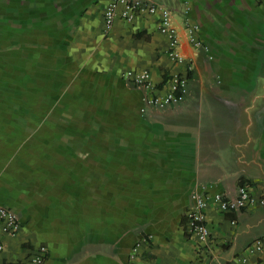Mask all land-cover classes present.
Here are the masks:
<instances>
[{
  "label": "crops",
  "instance_id": "obj_1",
  "mask_svg": "<svg viewBox=\"0 0 264 264\" xmlns=\"http://www.w3.org/2000/svg\"><path fill=\"white\" fill-rule=\"evenodd\" d=\"M108 1L0 0L34 62L33 98L0 100V206L21 222L13 238L0 229V264L39 246L43 264H264V249L248 251L264 205L221 213L213 201L242 184L264 199V0H147L171 11L190 73L167 58L158 15L117 17L104 33ZM143 70L147 88L123 78ZM175 73L184 99L142 112ZM195 195L204 243L186 231ZM146 236L147 261L131 259Z\"/></svg>",
  "mask_w": 264,
  "mask_h": 264
},
{
  "label": "built area",
  "instance_id": "obj_2",
  "mask_svg": "<svg viewBox=\"0 0 264 264\" xmlns=\"http://www.w3.org/2000/svg\"><path fill=\"white\" fill-rule=\"evenodd\" d=\"M189 1V0H184ZM141 13L154 16L158 15V30L164 34L168 41L166 51L167 58L175 65L184 66L186 73L192 71V63L185 59L179 51L180 37L178 29L175 27L172 13L165 7L147 0H109L103 13L104 33H108L115 21L121 18L130 22ZM188 42L199 47L200 41L196 37L199 27L195 24L185 25ZM123 78L129 81L133 86L138 88H147L150 85V74L148 71H127L123 74ZM159 94V90L155 89L144 98V106L142 112L148 108L164 110L170 106L179 104L187 93V77L182 74H172L168 80L166 90ZM194 206L189 209L186 214V231L195 237L199 243H204L209 239L210 231L205 219V198L202 196H193ZM214 203L221 213H234L256 207L258 204L264 205V199L257 200L249 191L246 184L240 185L237 194L233 198H225L221 195L213 196ZM21 222L17 215L5 207L0 206V229L4 236L13 238L18 233ZM150 237L146 236L140 239L132 248L130 258L135 257L147 261L142 254L144 248L148 247ZM4 249L0 243V252ZM264 249V237L254 239L249 247L250 253H259ZM48 257V251L45 246H39L33 250L24 264H43Z\"/></svg>",
  "mask_w": 264,
  "mask_h": 264
},
{
  "label": "rangeland",
  "instance_id": "obj_3",
  "mask_svg": "<svg viewBox=\"0 0 264 264\" xmlns=\"http://www.w3.org/2000/svg\"><path fill=\"white\" fill-rule=\"evenodd\" d=\"M22 30L12 19L4 20L0 13V100L33 98L34 77L23 70H31L34 62L31 53H23L22 46L24 39L31 44L32 36L23 35Z\"/></svg>",
  "mask_w": 264,
  "mask_h": 264
},
{
  "label": "trees",
  "instance_id": "obj_4",
  "mask_svg": "<svg viewBox=\"0 0 264 264\" xmlns=\"http://www.w3.org/2000/svg\"><path fill=\"white\" fill-rule=\"evenodd\" d=\"M243 185V184H242Z\"/></svg>",
  "mask_w": 264,
  "mask_h": 264
}]
</instances>
